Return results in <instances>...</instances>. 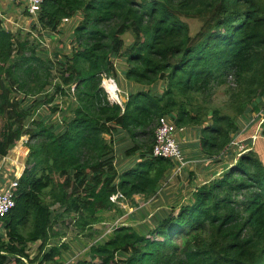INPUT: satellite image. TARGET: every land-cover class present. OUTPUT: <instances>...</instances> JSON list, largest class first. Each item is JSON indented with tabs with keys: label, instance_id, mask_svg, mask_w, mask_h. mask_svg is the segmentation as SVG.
<instances>
[{
	"label": "trees",
	"instance_id": "trees-1",
	"mask_svg": "<svg viewBox=\"0 0 264 264\" xmlns=\"http://www.w3.org/2000/svg\"><path fill=\"white\" fill-rule=\"evenodd\" d=\"M77 18L71 54L55 59L0 21V160L24 137L29 150L3 219L0 264H67L70 246L51 245L64 237L59 222L90 236L102 212L119 210L116 194L133 203L155 196L176 165L153 154L163 117L196 128L215 165L235 148L242 118L263 114L264 137V0H45L33 29L57 35ZM186 19L201 22L197 33ZM118 58L125 78L142 87L123 105L102 84L117 76ZM225 83L234 87L227 112L212 105ZM127 139L118 154L117 141ZM235 150L207 182L190 179L191 199L152 229L120 225L71 264H264V162L251 145Z\"/></svg>",
	"mask_w": 264,
	"mask_h": 264
},
{
	"label": "rangeland",
	"instance_id": "rangeland-1",
	"mask_svg": "<svg viewBox=\"0 0 264 264\" xmlns=\"http://www.w3.org/2000/svg\"><path fill=\"white\" fill-rule=\"evenodd\" d=\"M28 7L29 3L25 0H16L15 3L8 1L6 6L3 7L8 18V20L3 23V26L8 31L17 34L19 37H21V39H27L32 45L39 46L38 49L46 53V58L48 59H55L57 53H63L64 55L71 54V39L73 35V29L79 21V18L69 22H64V24L62 23L63 25L61 26V34H49V32L44 31L40 27L33 29V25H38V17L30 16L29 13L26 12ZM186 22L189 24L192 34H195L199 31L201 22L198 19H186ZM123 39L125 41L126 47L131 45L134 41L132 33H127L125 36H123ZM115 66L117 68V76L113 78H107L106 81H110V79L114 80V83L119 90L120 99L123 102L125 101L127 94L129 95L139 90L140 86L133 82L131 83L125 78L124 73L127 69L125 59H115ZM232 89H234V87H232L229 83H225L216 87V90L212 95V105H214L213 107L221 108L227 112L225 108L230 101ZM62 104L66 108L70 106L69 102L66 100L63 101ZM42 112L44 111L42 110ZM251 119L242 118L240 120L241 131L243 128L247 127V124L249 121H251ZM252 126L255 127L250 128ZM252 126L247 127L243 131L242 136L239 138L240 140L245 141V144L248 142V137L250 135L257 137L260 136L259 122H256ZM26 138L27 137H25V139ZM198 138L199 131L196 128H188L185 131H180L177 133L179 144L185 154L186 159L191 161V165H189L183 171V173H181V175L171 177L172 180L170 181H163L162 184L164 191L160 193V196L157 198L156 202L152 201L147 203L141 199L139 202H128L127 208L120 207L118 211L102 212L100 214V222L96 224L91 230L86 232V235L90 236L77 235L76 231L71 227H69V229H65L66 226L63 225L62 222H59L58 225L54 227V230H62L64 237L53 239L51 241V245L58 244V246H60L62 243H66L70 246L68 250L63 252L62 260L67 263L68 260L71 259L78 261L88 258L90 246L93 244L102 243V241L98 242L97 240L100 239L101 235L105 233V231L115 224L117 226L131 225L138 231L146 233L154 227V222H157L159 218L163 217L173 205L187 202L191 199L193 185H189L190 179L193 180V184L194 180L196 179H199L197 183L203 182L205 179L208 181L210 179V175H213V170L218 171V169H221L220 167L234 162V153L236 150L234 147H231L227 155L224 156L226 159L224 163H221L220 165L211 163V160L202 155L198 141L196 140ZM25 139L21 140V142H18L9 153L10 158L15 159L16 161L18 160L16 164H13L14 162L12 160L7 162H4V159L0 160V177H2L0 179H4L5 175L10 181L16 177L17 173L21 172L23 164L26 163L24 151L27 144L25 143ZM261 139L262 137H260V140ZM129 145H131L129 139L118 140V154H120L121 149L127 148ZM260 152L264 158V144L262 145V148H260ZM120 159L119 162L121 161ZM133 160L134 159H132L131 162H133ZM124 165H122V167H124ZM0 184L4 183L0 181ZM2 188L3 186L0 185V189ZM53 209H55V207ZM65 221L66 222L64 223L66 225H73L74 219L67 217ZM111 235L112 234H107L106 240L109 239ZM39 245L40 242L29 245V253L31 257H35L37 255Z\"/></svg>",
	"mask_w": 264,
	"mask_h": 264
},
{
	"label": "built area",
	"instance_id": "built-area-1",
	"mask_svg": "<svg viewBox=\"0 0 264 264\" xmlns=\"http://www.w3.org/2000/svg\"><path fill=\"white\" fill-rule=\"evenodd\" d=\"M29 3V7L26 10L27 13H29L30 16L33 17H38V14L41 10L42 4L44 3L45 0H25ZM4 4L3 0H0V21L4 23L6 20H8L5 10L3 9ZM71 20L65 19L64 22H69ZM107 78L103 79V87L106 90L109 100L113 103H117L120 105H123V103L128 99V94L125 98V101L122 102L119 96V90L116 88V99H112L110 93L107 91L105 88L104 84L106 82ZM230 80H232V77H230ZM111 82H114V80L110 79ZM260 116L262 117L263 114L260 115H255L254 118L251 119V121L248 122L247 127L252 126L257 122V117ZM161 124L158 127L155 135V144L153 147V154L156 157H162L165 159H170L175 162V168L172 172V177L173 176H179L183 171L191 165V161L186 159L185 154L179 144V141L177 139V133L180 131H185L187 129L185 128H178L174 122L167 118L163 117L160 120ZM246 127V128H247ZM243 129L234 139L232 142V146H235L237 151H245L249 147L247 144H245V141H242L239 139V137L243 134ZM257 136H252V141L253 143L256 142ZM25 139L22 138V140ZM28 138L25 139V143L27 144ZM29 151V150H28ZM7 158V157H6ZM4 159V162H7L8 159ZM25 169V167H24ZM24 172V170H23ZM23 174V173H22ZM22 174L17 173L16 177L11 179L10 181L8 180V177H6V181L8 182L7 185H5L1 190H0V234H5L4 228H3V219L10 213V211L15 207V191L18 187L19 184V179L22 176ZM160 192V191H159ZM158 192V193H159ZM157 193V194H158ZM113 202L118 204L121 208H125L126 204L128 203V200L121 194L118 193L112 198ZM118 226L112 225L105 233H103L100 237L98 242H104L106 240V235L111 234L112 231L117 228ZM33 245V244H31ZM74 259L68 260L67 264H71Z\"/></svg>",
	"mask_w": 264,
	"mask_h": 264
},
{
	"label": "crops",
	"instance_id": "crops-1",
	"mask_svg": "<svg viewBox=\"0 0 264 264\" xmlns=\"http://www.w3.org/2000/svg\"><path fill=\"white\" fill-rule=\"evenodd\" d=\"M8 1H11V2H16V0H3V4H4V7L6 6V4L8 3ZM72 20H74V19H72ZM63 25V24H62ZM132 83V82H131ZM138 86H140V85H138ZM142 89V87L140 86V89L139 90H141ZM138 91V90H137ZM136 92V91H135ZM255 126H252V127H250V128H254ZM249 128V129H250ZM243 129H246V128H243ZM260 133V132H259ZM242 136V135H241ZM240 136V137H241ZM239 137V138H240ZM260 137H262L261 136V134H260V136L257 138V140H256V142L255 143H253V141H252V136L250 135L249 137H248V142L246 143V144H249L250 143V145H251V147H252V149H255L257 152H258V154L260 155V157H261V159H262V161L264 162V158L262 157V154H261V152H260V148H262V145L264 144V137H262V139L260 140ZM197 141H198V139H196ZM21 142V141H20ZM197 145V144H196ZM250 145H248V147L250 146ZM28 153H29V151H28V148H27V146H25V151H24V156H26V159H27V156H28ZM6 157H4L3 159H5ZM6 159H8L7 161H10V160H12L14 163L13 164H16L17 163V161L15 160V159H12V158H10V156L8 155L7 156V158ZM11 161V162H12ZM128 164H131L130 162L128 163ZM24 167H25V163L23 164V168L21 169V172H20V174H22L23 173V170H24ZM215 171L213 170L212 171V173H214ZM6 177L7 176H5L4 175V179H0V181H2L4 184H0L1 186H5V185H7V181H6ZM171 177H172V173L170 174V176L168 177V179H166V180H164V181H170V180H172L171 179ZM174 177V176H173ZM212 177V174L210 175V178ZM0 178H2V177H0ZM198 180L199 179H196V180H194V183L195 184H197V185H201V184H203V183H205V182H207V179H205L203 182H199V183H197L198 182ZM210 180V179H209ZM1 190V189H0ZM164 191V188H163V184H162V188H161V190H160V192L158 193V194H156L155 196H153L152 198H150V199H145L144 197H142V196H140V195H137V196H135V198H134V202H139L141 199L142 200H144V201H146L147 203H150V202H152V201H155L156 202V200H157V198L160 196V193H162ZM129 202V201H128ZM126 207L125 208H127L128 207V203L125 205ZM141 206V205H140ZM124 208V207H123ZM132 208V207H131ZM65 239V238H64ZM56 245H58V244H56Z\"/></svg>",
	"mask_w": 264,
	"mask_h": 264
},
{
	"label": "bare ground",
	"instance_id": "bare-ground-1",
	"mask_svg": "<svg viewBox=\"0 0 264 264\" xmlns=\"http://www.w3.org/2000/svg\"><path fill=\"white\" fill-rule=\"evenodd\" d=\"M105 88L107 91L110 93L112 99H116L117 95L115 93L117 86L115 85L114 82L111 81H106L104 84Z\"/></svg>",
	"mask_w": 264,
	"mask_h": 264
}]
</instances>
